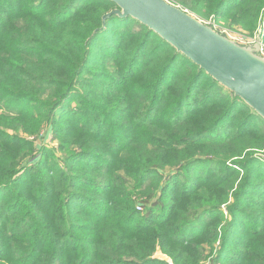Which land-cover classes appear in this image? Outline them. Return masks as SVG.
<instances>
[{"label":"trees","instance_id":"1","mask_svg":"<svg viewBox=\"0 0 264 264\" xmlns=\"http://www.w3.org/2000/svg\"><path fill=\"white\" fill-rule=\"evenodd\" d=\"M186 1L264 41V0ZM116 7L0 0V264H264V119Z\"/></svg>","mask_w":264,"mask_h":264},{"label":"water","instance_id":"2","mask_svg":"<svg viewBox=\"0 0 264 264\" xmlns=\"http://www.w3.org/2000/svg\"><path fill=\"white\" fill-rule=\"evenodd\" d=\"M110 1L117 7L104 22L112 15L140 22L264 119L261 30L252 44L244 45L167 0Z\"/></svg>","mask_w":264,"mask_h":264},{"label":"rangeland","instance_id":"3","mask_svg":"<svg viewBox=\"0 0 264 264\" xmlns=\"http://www.w3.org/2000/svg\"><path fill=\"white\" fill-rule=\"evenodd\" d=\"M167 1H169L170 3L176 5V6L180 7V8H182L183 10H186L187 12H189L190 14H192L193 16H195L196 18H198L202 22H204L206 24L213 25L216 29H219L221 24H222V23L213 22L211 19L207 20V19L203 18L202 16L195 14L189 8L185 7V4L187 3L186 0H167ZM207 3H208V1H207ZM223 24H225V23H223ZM234 29L236 30L237 34L230 35L229 33H227L228 37L231 38L232 40L238 41L241 44L247 43L245 40L240 38V32H241L240 28L234 27ZM252 40H255V39H252ZM249 43H252V41L249 42ZM104 55H105V53L101 54V56H104ZM73 103H72V106L74 105ZM67 107H69V106L67 105ZM43 133L44 132L40 133L39 136H38L39 138H41L42 137L41 135H43V138L41 140H39V143L41 144V146L46 148V149H48V150H50V149H59V145L60 144H59V142L56 139L53 138V135H50L49 137H46V136H44L45 133L44 134ZM29 139L33 140L34 137H30ZM259 157L260 158H264V154L263 153L259 154ZM156 257L160 258V259H167L164 255H162L161 252H157Z\"/></svg>","mask_w":264,"mask_h":264},{"label":"built area","instance_id":"4","mask_svg":"<svg viewBox=\"0 0 264 264\" xmlns=\"http://www.w3.org/2000/svg\"><path fill=\"white\" fill-rule=\"evenodd\" d=\"M263 34V33H262ZM241 39H243L242 37H240ZM231 39V38H230ZM256 39V37H255ZM262 39H263V36H262ZM244 40V39H243ZM251 40V39H250ZM250 40H245L247 43H245L244 45H249V44H252L255 40H251L252 43H249L251 42ZM236 41V40H235ZM238 42V41H237ZM241 44V43H240ZM261 54L264 56V41L262 42V47H261Z\"/></svg>","mask_w":264,"mask_h":264}]
</instances>
